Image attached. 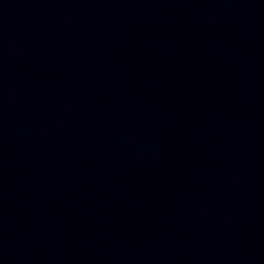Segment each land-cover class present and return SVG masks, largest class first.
<instances>
[{
  "label": "water",
  "instance_id": "water-1",
  "mask_svg": "<svg viewBox=\"0 0 264 264\" xmlns=\"http://www.w3.org/2000/svg\"><path fill=\"white\" fill-rule=\"evenodd\" d=\"M0 264H264V0H0Z\"/></svg>",
  "mask_w": 264,
  "mask_h": 264
}]
</instances>
